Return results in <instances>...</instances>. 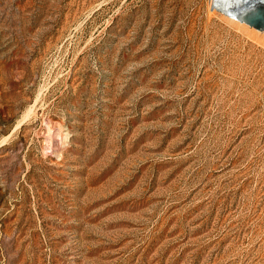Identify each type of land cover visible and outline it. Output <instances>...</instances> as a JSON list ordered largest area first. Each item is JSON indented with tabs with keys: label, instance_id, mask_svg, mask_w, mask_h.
<instances>
[{
	"label": "rangeland",
	"instance_id": "374dc122",
	"mask_svg": "<svg viewBox=\"0 0 264 264\" xmlns=\"http://www.w3.org/2000/svg\"><path fill=\"white\" fill-rule=\"evenodd\" d=\"M217 1L0 0V264H264V30Z\"/></svg>",
	"mask_w": 264,
	"mask_h": 264
},
{
	"label": "water",
	"instance_id": "95a60500",
	"mask_svg": "<svg viewBox=\"0 0 264 264\" xmlns=\"http://www.w3.org/2000/svg\"><path fill=\"white\" fill-rule=\"evenodd\" d=\"M228 14L240 22L264 30V0H257L244 7L240 12Z\"/></svg>",
	"mask_w": 264,
	"mask_h": 264
},
{
	"label": "bare ground",
	"instance_id": "6f19581e",
	"mask_svg": "<svg viewBox=\"0 0 264 264\" xmlns=\"http://www.w3.org/2000/svg\"><path fill=\"white\" fill-rule=\"evenodd\" d=\"M215 1L219 2L217 0ZM253 2H256V0H232L230 1V11L232 10L233 12H240L242 9H244V7L252 4Z\"/></svg>",
	"mask_w": 264,
	"mask_h": 264
}]
</instances>
